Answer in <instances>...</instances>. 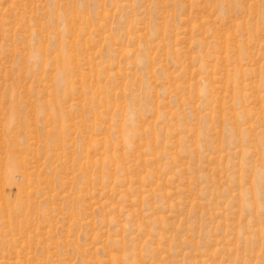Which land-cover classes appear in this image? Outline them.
<instances>
[{
	"label": "rangeland",
	"instance_id": "rangeland-1",
	"mask_svg": "<svg viewBox=\"0 0 264 264\" xmlns=\"http://www.w3.org/2000/svg\"><path fill=\"white\" fill-rule=\"evenodd\" d=\"M0 264H264V0H0Z\"/></svg>",
	"mask_w": 264,
	"mask_h": 264
},
{
	"label": "bare ground",
	"instance_id": "bare-ground-1",
	"mask_svg": "<svg viewBox=\"0 0 264 264\" xmlns=\"http://www.w3.org/2000/svg\"><path fill=\"white\" fill-rule=\"evenodd\" d=\"M15 168H16V166H15V165H12V168H10V171H11L12 169L15 170ZM11 172H12V171H11Z\"/></svg>",
	"mask_w": 264,
	"mask_h": 264
}]
</instances>
